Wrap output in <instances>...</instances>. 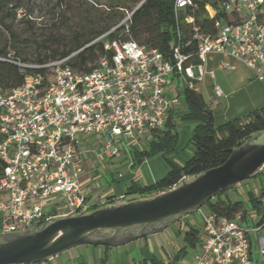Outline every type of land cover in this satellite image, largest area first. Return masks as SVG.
<instances>
[{"label": "built area", "instance_id": "2783aa9c", "mask_svg": "<svg viewBox=\"0 0 264 264\" xmlns=\"http://www.w3.org/2000/svg\"><path fill=\"white\" fill-rule=\"evenodd\" d=\"M192 4L175 0L177 21ZM206 9L214 18L215 9ZM221 9L227 19H216L215 32L202 31L193 16H186L195 52H184L180 40L165 56L135 40L130 28L134 10H125L120 23L95 40L109 34L107 52L90 70L73 67L66 62L69 57L26 63L14 52L0 55V61L37 70L15 88L0 83V234L38 230L55 219L93 211L80 177L93 169L90 157L99 153L95 144L88 148L82 141L100 136L103 154L110 158L120 156L126 144L147 141L153 130L165 128L181 80L197 89L206 73L215 77L206 69L211 55L236 60L264 83V0H222ZM219 67L236 69L224 58ZM214 93L217 101L224 91L215 85ZM200 212L203 239L188 264H255L253 237L264 257V235H258L264 215L259 224L246 227L238 214Z\"/></svg>", "mask_w": 264, "mask_h": 264}, {"label": "trees", "instance_id": "16d2710c", "mask_svg": "<svg viewBox=\"0 0 264 264\" xmlns=\"http://www.w3.org/2000/svg\"><path fill=\"white\" fill-rule=\"evenodd\" d=\"M26 1L0 0V23L5 24V19L8 17L15 19ZM70 2L71 0H55L54 12L56 13V9H58L57 14H60L65 6H70ZM221 2L222 0H192L193 4L187 13L183 14L177 21L174 14L175 0H143L137 7L130 10H134L130 23L132 36L142 44L159 49L165 56H170L173 46L180 40L184 52H195L197 44L194 40L192 24L187 22L186 16H193L194 23L202 31L215 32L216 19L222 21L227 19V13L221 9ZM207 5H211L215 9L214 18L206 9ZM125 10L129 9L123 6H111L107 8V11L98 13L92 9H86L83 16L84 25L70 29L60 42L61 47L54 49L52 55L37 57L34 60L23 56L26 51L25 46L21 48L16 46L17 35L11 28V24H5L10 30L12 38L9 43L0 46V55L14 52L16 57L26 63H47L69 57L66 62L73 67L90 70L96 60L107 52L104 39L109 34L97 41L95 40L120 23L125 17ZM112 35L114 36L115 33ZM190 40H192V46H186L185 44ZM196 61H199L197 57ZM36 71L33 68L23 69L14 62L3 60L0 61V83L4 89H12L23 84L25 77ZM179 97L185 104V112L175 116L173 109L170 110L172 112L169 113L165 128L153 130L147 140V145L141 150L134 149L133 153V166L139 165L144 160L151 159L156 155H162L169 165L168 173L152 184L132 182L126 189L127 195H139L141 198H148L154 194L157 195L170 190L179 185L185 178H194L209 168L221 165L230 157L233 149L248 141L256 142L253 140L254 134L264 131V108L251 111L244 119L238 117L217 124L213 110L209 108L199 90L186 86L179 93ZM178 120L196 123L190 139L194 153L182 166L175 164L168 156L176 150L180 141L177 130ZM1 168L3 169V166ZM259 174H262V171L253 176ZM223 192L208 201L206 207L213 212L229 217H235L239 213L244 216L246 210L242 201L233 200L230 196L223 198ZM112 198L110 197L111 203L113 202ZM250 202L254 207L264 204V184L260 189L259 196H250ZM183 240L184 245L178 250L174 260L162 264H175L185 257L188 248L199 247L202 240L200 230L192 224L189 225L183 234ZM107 261L108 259L104 258L102 264H107ZM160 263L161 261L155 260L153 264Z\"/></svg>", "mask_w": 264, "mask_h": 264}, {"label": "water", "instance_id": "95a60500", "mask_svg": "<svg viewBox=\"0 0 264 264\" xmlns=\"http://www.w3.org/2000/svg\"><path fill=\"white\" fill-rule=\"evenodd\" d=\"M264 166V142L248 141L221 165L153 197L55 219L38 230L0 234V264H34L83 245L119 247L164 230Z\"/></svg>", "mask_w": 264, "mask_h": 264}, {"label": "crops", "instance_id": "0c3cea01", "mask_svg": "<svg viewBox=\"0 0 264 264\" xmlns=\"http://www.w3.org/2000/svg\"><path fill=\"white\" fill-rule=\"evenodd\" d=\"M223 58L235 64L236 69L230 71V73L217 74L215 72L216 70L224 71V69H221L219 67V61ZM240 65L242 64L238 63L236 60L222 55L214 54L211 55L208 59L206 69L213 70L215 72V77H211L209 74L206 73L209 80L207 81V86H205L210 92H212L211 100L209 102H206L208 103L209 108L213 110L216 121L219 117L220 119H222V122L220 124L238 117L244 119L246 115H248V113H250L251 111L255 109L264 108V83L258 80L253 72L252 74L244 72L242 70L239 71L238 68ZM247 79H249V86H251V88L249 89L247 94L241 95V93H239L240 85L246 83ZM203 80L204 78L197 81V90H199L200 92L201 87L199 86V84ZM215 85H219L224 91L223 96L217 101H215ZM181 91L180 89L178 90L179 93H181ZM172 109L174 111L175 116H178L185 112V104L180 97H178V99H175V101L172 102L170 110ZM170 112L172 111H169V113ZM195 126L196 123L193 121L178 120L177 130L179 127L178 132L180 135V139L181 134L184 132V136H189L190 142ZM146 145L147 141L139 144H126L122 147V153L120 156L114 158L109 157L110 166L105 172L104 185H91L93 183V179H95L97 182V178L99 175L97 174L96 176L94 173H96L98 169L100 170V168L86 169L81 174L80 179L82 182L83 191L88 196L89 201L95 207L100 208L112 204H121L124 202L131 201V199H129L131 198V196L126 194V189L132 182L152 184L168 173L169 165L168 163L166 165L161 160V158H164L162 155L153 160L146 159L141 164L133 166L134 149L141 150ZM193 153V147H190L187 150L185 147L182 146L181 142L179 141L176 150L171 153L170 159L175 164L182 166L184 162L193 155ZM92 160L93 159L90 158L89 165L92 163ZM146 164L149 165L150 170L144 171L143 168ZM110 197H113L112 203L110 202ZM255 210L257 211L258 216H256L255 213L251 215L247 212L244 216H242L241 213L238 214L240 215V221L244 226L250 227L260 223V220L264 215V210L263 214H260L258 208H255ZM190 213L180 217L181 219L178 218V221L171 220L168 226L170 224L180 222V225H178L179 232L184 233L189 228V226L186 225V228L184 229L182 223L184 220L187 221L186 224L191 225L188 220V216ZM258 235H264V229L259 231ZM148 240L149 238H147V241ZM182 246L171 247L172 249L169 250V252L166 251L167 253L164 250H158V258L155 252L150 251L147 247L142 245L140 246L141 254L139 256H141L143 259H140L136 258L133 255V252L137 249L136 243L135 245H125L124 247L119 246L108 248H105V246L83 245L71 248L59 255L34 264H102L104 258L108 259L107 264H153L155 260L161 261L160 264H162L172 262L174 260V256ZM257 256H259V258L260 256L263 257L258 250L255 237H253L252 258L255 261V264L257 262ZM181 261L182 259L178 262H175V264H180ZM190 261H187L185 264H188ZM184 262L182 264H184Z\"/></svg>", "mask_w": 264, "mask_h": 264}, {"label": "rangeland", "instance_id": "374dc122", "mask_svg": "<svg viewBox=\"0 0 264 264\" xmlns=\"http://www.w3.org/2000/svg\"><path fill=\"white\" fill-rule=\"evenodd\" d=\"M142 1L143 0H71L70 6H65V8L62 9V12L60 14H57L58 9H56V13L53 10L55 0H27L24 6L18 11L17 17L15 19H13L12 17H8L5 19L4 23L11 24V28L16 33V46L20 48L25 46L26 51L23 53V56L28 57L30 60H34L37 57H46L52 55L54 49L61 47L59 44L67 35L70 29H73L75 26L78 27L84 25L83 16L86 12V9H92L94 12L98 13L107 11V8L111 6H123L124 8L131 10L137 7L140 3H142ZM5 24L0 23V46L9 43L12 38L10 30L6 27ZM238 70L252 73L250 69L243 65H240ZM230 71L233 70H216L215 72L217 74H226L230 73ZM203 78L204 80L200 82L199 86L201 87V92L205 100L209 102L212 96V92H210L206 87L209 78L207 77V75H205ZM175 83H178V80H175ZM185 85H187V83L181 80L178 90L180 89L181 91L182 89H184ZM249 85V79H247L246 83L240 85L239 93H241V95L247 94L249 89L251 88V86ZM216 122L217 124H220L222 122V119H220L219 117ZM77 137L81 138L82 136L77 135ZM253 140H255L256 142H264V131L254 134ZM180 142L182 146L185 147L187 150L190 147H193V145L189 142V136H184V132L181 134ZM82 143L86 144L85 146H87L88 148H93L95 144L99 153V156H97L96 153H93L90 157L94 160L91 161L94 164L93 169L100 168V170L98 169V171L94 173L96 176L97 174L99 175L97 178V182L95 179H93V183L91 185H104L105 172L110 166V159L106 154H103L104 144L101 142V137L97 135H92L90 137H86L82 141ZM170 155L171 154H168L169 157ZM159 156L160 155H156L150 160L156 159ZM161 160L167 165L165 158H161ZM143 170H150L149 165L146 164ZM260 171H262V174L252 176L246 180H243L242 182L234 185L232 188L224 191L222 193V197L226 198L227 196H230L233 200L242 201V203L244 204V209L247 213L251 215L255 213L256 216H258L255 208H258L260 214H263V205H256L254 207L250 202V196H259L260 189L264 184V168ZM191 179L192 178H185V180ZM153 196H155V194L150 197ZM138 198L141 197L139 195H134L131 196V198L129 199L132 200ZM205 208H207L206 205L201 207L199 210L190 213L188 216L190 224L194 225L200 230L201 239H203V220L200 211ZM178 218L180 217H175L173 220L176 221ZM186 223L187 221L183 220L182 225L184 229L186 228V225L189 226ZM178 225H180V222L170 224L166 229L158 233L137 239L131 242L130 244L126 245H135L136 243L137 249L133 252V255L136 258L143 259L141 256H139L141 254L140 246L142 245L147 247L150 251L155 252L157 257L159 258L157 253L158 250H164L165 252H169V250L172 249L171 247H179L183 245L184 233L179 232ZM147 238H149L148 241ZM124 246L125 245L120 247ZM197 249L188 248L187 254L182 259L180 264H182L184 261V264L187 261H190L193 258V254ZM256 264H264V258L261 256L259 258V256H257Z\"/></svg>", "mask_w": 264, "mask_h": 264}]
</instances>
